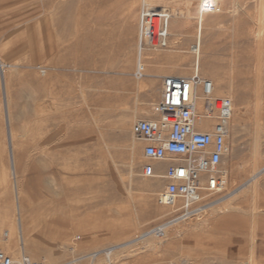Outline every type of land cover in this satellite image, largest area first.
Segmentation results:
<instances>
[{"label":"rangeland","instance_id":"1","mask_svg":"<svg viewBox=\"0 0 264 264\" xmlns=\"http://www.w3.org/2000/svg\"><path fill=\"white\" fill-rule=\"evenodd\" d=\"M197 2L167 0L169 8L184 13L193 12ZM131 3L134 19L127 22ZM140 10L141 0H0V214L9 211L15 218L12 191L21 180L33 181L35 189L27 184L26 190L64 234L62 242L37 230L25 238L63 251L67 263L110 264L104 251L113 248L111 264H182L176 252L150 253L138 243L143 235L161 242L150 231L175 214L163 204L166 181L141 177L145 144L133 136L132 126L154 118L152 107L140 113L147 88L155 83L157 103L163 79L179 74L148 67V60L146 76L134 77L137 41L130 49L125 42L131 23L138 26ZM196 24L188 22V29ZM204 26L209 61L235 85L231 152L221 166L225 192L215 201L217 212L179 222L183 241L170 227L165 244L173 238L195 264H244L253 254L256 264H264V0H225L220 11L205 16ZM188 39L165 52L180 55L194 44ZM202 77L214 79L209 72ZM8 231L12 236L9 227L0 228V237ZM20 234L13 244H20ZM22 253L18 245L9 255Z\"/></svg>","mask_w":264,"mask_h":264},{"label":"built area","instance_id":"2","mask_svg":"<svg viewBox=\"0 0 264 264\" xmlns=\"http://www.w3.org/2000/svg\"><path fill=\"white\" fill-rule=\"evenodd\" d=\"M216 10L205 4L204 11ZM150 17L148 38H153L154 28ZM159 30V38L164 36ZM146 76L145 66L139 63L134 73L136 79ZM204 102L201 117L198 110L199 96ZM233 101L216 97L213 82L195 74L192 77L168 76L162 82V95L153 107V119H138L132 126L133 136L145 144L143 156L147 163L141 177L166 181L162 193L165 207L173 209L174 217L153 227L151 235L163 241L168 237L172 223L186 221L202 212L205 207L225 192L224 171L221 166L230 149V121ZM214 124L208 126V122ZM166 163L162 175L155 165ZM0 264H45L22 255L19 261L0 249ZM64 264H77L68 262Z\"/></svg>","mask_w":264,"mask_h":264},{"label":"bare ground","instance_id":"3","mask_svg":"<svg viewBox=\"0 0 264 264\" xmlns=\"http://www.w3.org/2000/svg\"><path fill=\"white\" fill-rule=\"evenodd\" d=\"M224 1L225 0H198V2L195 5V9L193 10V12L190 11L191 9L190 10L185 9L187 12L184 13V10H183V12H180L181 10L179 11L177 9L178 11H176V10H173L172 8H169V6H168L169 3H167V0H141V10H140V15H139L138 26L135 29L134 24L131 23V25H130L131 31H129L128 36L126 37L125 46L127 49H130L131 45L135 42V40L137 41L136 42V44H137V65L139 63H143L145 66V72H146V66H147L148 60L150 61V63H148L149 64L148 67H150V65H151L155 69H159L165 73H170V74L172 72H177L179 74L176 73L177 75H175V76H179V77L189 78L190 77L189 75L191 73H192V76L197 74L198 76L202 77V75H204L206 73L208 74V72H209L214 77V79H212L211 81L213 82V85H214L215 96H221V97L224 96V97H227L229 99L234 98L235 97V87H234L235 85H234L233 79L231 80V79L227 78L224 74L221 75L216 71V65H214L213 63H211L209 61V60H211L209 58H212L211 57V54H212L211 50L209 49V47L206 46V44L204 43V39H203L204 38V29H205V27H207V26H204L205 16L211 15V14L216 13L217 11H220V9H222V6H224ZM134 4L135 3H133V4L131 3L128 10H127V17H126L127 22L130 21L131 19L133 22ZM205 4L214 5L216 7V10L211 12V13L205 12L204 11V5ZM181 8H183L182 5H181ZM150 17H154L152 19V27L154 28V32H153V38H151V39L148 38V31L150 28ZM191 21H197L196 27L193 29V31L192 30L190 31L188 29V22H191ZM159 30H161L162 32L165 33L164 36L161 38H159V36H158ZM185 38H189L188 42H194V44L189 49L184 50L180 55H176L175 52H174L175 54L173 53L174 55L168 54L167 52H165L166 50L175 51L178 46H180L184 43ZM130 52H134V51H130ZM130 58H131V60H134L133 56L132 57L130 56ZM0 62L2 63L1 60H0ZM235 65H236V63L233 62V68L235 67ZM4 74H5V72H4ZM167 75H169V74H167ZM172 75H173V73H172ZM150 77H159V75H157V74L152 75L151 74ZM230 78H232V77H230ZM3 79H5L4 75H3ZM4 82H5V80H4ZM144 83H146V82H144ZM153 84H155V83H153ZM152 85L149 86V88H147V90H146L145 96H146L147 100L145 102H143L140 106L141 107L140 113L142 115L148 114L149 109L151 107H152V111H153V107L156 104V103H153V98L155 97L156 90L153 88ZM125 109H127V108L124 107V110H123L124 113L126 112ZM198 110H199L200 116L202 117L203 112H204V102H203V98L201 95L199 96ZM127 111H129V110H127ZM117 112H118V110H117ZM106 114L107 113L105 112V115ZM9 116L10 115L8 114V117ZM132 116H134V114ZM213 124L214 123L212 121L208 122V126H212ZM124 126H125L124 128L127 129L129 126V123L125 122ZM11 129H12V127H11ZM11 139H13V138H11ZM130 145H129V148L131 147ZM9 151H10L9 155H10L11 165H12L11 176L12 175L16 176L17 171H16V166H15V159H16L17 153H15V149L13 148V146L10 148ZM137 154H138V150L133 149L132 152L130 153L132 160H134V158L136 157ZM130 160H131V158H130ZM225 174H226V172H224V175ZM224 178L226 179V176ZM254 181H255V179L248 182L246 185L243 186V188L241 190H243V189L245 190V188L250 183H253ZM32 182L33 181H30V183L27 182V184L31 185L32 189H35L32 185ZM27 184L22 182V180H21V181H19V183L16 184V186L14 187V189L12 191V200L14 199V201L12 202L11 207L13 209V212L15 213V215H14L15 218H13L11 220V218H10L11 213L9 211L4 213V214H0V228L9 227L11 229V232H12V236L9 235V231H8V232H5L3 234V237L2 236L0 237V249L5 250V252L9 255L13 251H15V249L18 248V245H19L21 248L23 246L24 253H22V255L27 256L25 253L27 250L28 253L31 254L32 256L42 257L44 259V261L46 262V264H64V263H67V262H65V254L63 251H60V250L55 249V248L44 249L41 247V244H39L37 241H33V240L25 238L26 235L27 236L29 235L30 231L37 230V231H39V236H46V237L52 236L54 238L56 237L57 239L61 240V241L59 240L60 242H62L63 240L61 239V237H62L61 235L64 234V233H61L60 230H57L54 226H53L54 228L51 226L52 224L49 221L51 219H53L54 215H52V214L48 215V214H46V210H41L42 208L34 201L31 194L26 190L27 188H29V186ZM39 187L40 186L37 185V188H39ZM151 191H152V189H151ZM239 191L240 190H237L236 192H239ZM41 192H42V190L38 191L39 194H41ZM34 194H36V191ZM218 205L219 204H216V202H213L209 206L205 207L202 212L196 214L194 217L195 218L199 217L200 218L199 220L201 221L202 220L201 215H204L207 213L212 214V213L217 212V210H219L218 208L220 206V205L219 206ZM48 218H49V220H47ZM178 223L179 222H175V224L171 225V227H174L176 238H181V240L183 241V239H184L183 235L186 232L184 233L182 228L177 226ZM195 223H197V222H195ZM184 224H185V221H184ZM192 226L193 225H191V227ZM194 228H196V226ZM17 232H21L20 244H18L17 242H15L13 244L12 238H14L15 235H17ZM25 233H26V235H25ZM150 237H153V236L150 235ZM148 238L149 237H146V235H143L142 240H140V242H138V243H141V247L143 246L142 250L144 249L146 251H150V253L156 252V254L159 253L160 251H165V253H170V254L173 253L172 255H174V253L176 252V255H179V260L181 261L182 264H195V262L192 263V261L189 260L190 259L189 256L186 257L184 255L185 253L182 252V249H180V251L178 250V248L176 247L177 244L175 243V241L173 242V238H172V242H169V244H167V245L165 243L170 241L168 239L169 237H167L168 240L165 239V240H163L159 243H155V244H153L151 241L147 240ZM99 240L102 241L103 239H99ZM84 243H87V240ZM134 245L135 244H132V245H130V247H133ZM119 253H121V250ZM22 255H20V257L19 256L15 257L12 255V258L15 261H19L21 259ZM104 255L106 257V261L111 264L114 256L116 255V252L113 248H111L109 250H105ZM144 255L146 256V252ZM254 255L255 254H253L252 258H250L249 262H246L244 264H256ZM155 256H157V255H155ZM72 262H76V260H72Z\"/></svg>","mask_w":264,"mask_h":264},{"label":"crops","instance_id":"4","mask_svg":"<svg viewBox=\"0 0 264 264\" xmlns=\"http://www.w3.org/2000/svg\"><path fill=\"white\" fill-rule=\"evenodd\" d=\"M167 167L166 163H160L155 165V170L158 175H162Z\"/></svg>","mask_w":264,"mask_h":264}]
</instances>
